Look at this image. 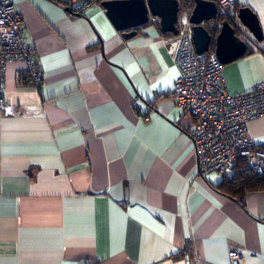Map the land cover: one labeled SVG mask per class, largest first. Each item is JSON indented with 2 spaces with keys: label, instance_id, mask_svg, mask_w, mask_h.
<instances>
[{
  "label": "crops",
  "instance_id": "1",
  "mask_svg": "<svg viewBox=\"0 0 264 264\" xmlns=\"http://www.w3.org/2000/svg\"><path fill=\"white\" fill-rule=\"evenodd\" d=\"M12 2L42 78L22 84L21 59L3 73L0 264H229L231 249L239 264H264V187L240 204L215 188L216 172H196L194 118L171 97L175 34L150 15L125 38L100 1L80 15ZM245 5L264 48V0L234 8ZM222 74L231 93L249 89L264 52L247 46ZM248 132L264 146V113Z\"/></svg>",
  "mask_w": 264,
  "mask_h": 264
},
{
  "label": "built area",
  "instance_id": "2",
  "mask_svg": "<svg viewBox=\"0 0 264 264\" xmlns=\"http://www.w3.org/2000/svg\"><path fill=\"white\" fill-rule=\"evenodd\" d=\"M73 12L101 0H53ZM216 16L209 21L219 28L227 19L247 46L264 52L254 35L238 19L235 0H214ZM24 62L20 82L35 85L42 78L40 62L21 31V14L12 0H0V113L8 104L4 96L3 73L8 61ZM174 64L178 75L171 89L173 101L194 118L189 129L195 154L196 172L214 171L230 177L238 160L243 159L257 174H264V146L256 144L248 132V122L264 113V79L240 93L225 85L222 62L213 49L196 51L191 24L184 18L175 34ZM185 255L186 252H183ZM229 264H239V253L228 252ZM190 264H214L192 256Z\"/></svg>",
  "mask_w": 264,
  "mask_h": 264
},
{
  "label": "water",
  "instance_id": "3",
  "mask_svg": "<svg viewBox=\"0 0 264 264\" xmlns=\"http://www.w3.org/2000/svg\"><path fill=\"white\" fill-rule=\"evenodd\" d=\"M100 5L114 27L120 30L125 38L134 35L136 26L148 21L150 15L158 19L161 31L178 33V0H101ZM68 11L80 15L78 12ZM216 11L214 0H193L191 9L188 8L186 12V19L191 24L196 51H205L213 43L217 58L224 64L242 55L247 44L235 33L227 19H223L216 34H212L205 22L214 18ZM237 17L257 40L262 39L258 18L249 6L239 7Z\"/></svg>",
  "mask_w": 264,
  "mask_h": 264
},
{
  "label": "trees",
  "instance_id": "4",
  "mask_svg": "<svg viewBox=\"0 0 264 264\" xmlns=\"http://www.w3.org/2000/svg\"><path fill=\"white\" fill-rule=\"evenodd\" d=\"M78 13L81 14V11ZM215 188L242 204L244 192L264 187V174H257L243 159L235 164L233 174L222 178Z\"/></svg>",
  "mask_w": 264,
  "mask_h": 264
},
{
  "label": "rangeland",
  "instance_id": "5",
  "mask_svg": "<svg viewBox=\"0 0 264 264\" xmlns=\"http://www.w3.org/2000/svg\"><path fill=\"white\" fill-rule=\"evenodd\" d=\"M192 0H178L179 6H180V11L178 13V22L180 23L182 21V19H184V17H182L183 13H186L188 11V6L186 4H188L189 2H191ZM182 18V19H180ZM205 24L210 28L213 29L209 26V22H205Z\"/></svg>",
  "mask_w": 264,
  "mask_h": 264
}]
</instances>
